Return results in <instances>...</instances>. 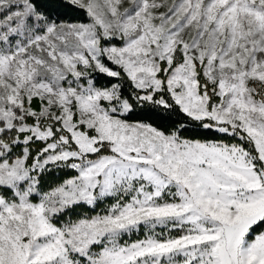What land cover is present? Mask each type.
I'll return each instance as SVG.
<instances>
[{
  "label": "snow or ice",
  "instance_id": "snow-or-ice-1",
  "mask_svg": "<svg viewBox=\"0 0 264 264\" xmlns=\"http://www.w3.org/2000/svg\"><path fill=\"white\" fill-rule=\"evenodd\" d=\"M0 264H264V0H0Z\"/></svg>",
  "mask_w": 264,
  "mask_h": 264
},
{
  "label": "trees",
  "instance_id": "trees-1",
  "mask_svg": "<svg viewBox=\"0 0 264 264\" xmlns=\"http://www.w3.org/2000/svg\"><path fill=\"white\" fill-rule=\"evenodd\" d=\"M68 18H70V19L83 18V14L81 13L79 17H77V15H75V14H70V16ZM101 82H103V81H101Z\"/></svg>",
  "mask_w": 264,
  "mask_h": 264
}]
</instances>
